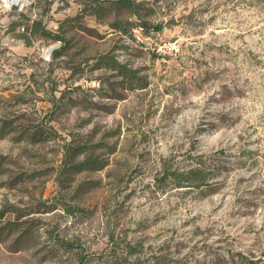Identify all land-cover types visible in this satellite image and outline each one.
Here are the masks:
<instances>
[{"label": "rangeland", "instance_id": "374dc122", "mask_svg": "<svg viewBox=\"0 0 264 264\" xmlns=\"http://www.w3.org/2000/svg\"><path fill=\"white\" fill-rule=\"evenodd\" d=\"M132 1L0 0V264H264V0Z\"/></svg>", "mask_w": 264, "mask_h": 264}, {"label": "trees", "instance_id": "16d2710c", "mask_svg": "<svg viewBox=\"0 0 264 264\" xmlns=\"http://www.w3.org/2000/svg\"><path fill=\"white\" fill-rule=\"evenodd\" d=\"M123 1L128 2L129 4H133L132 0H123ZM157 28H161V26L159 25ZM54 53L56 54V52ZM102 167L103 164L95 161L91 156L86 157L84 160L74 165V168L78 171L83 169H92V168L101 169ZM173 174L175 175V179L177 180L178 183L181 180L180 178H187L192 182H198V183L201 180H203L202 169L200 167L192 168L189 171L173 172Z\"/></svg>", "mask_w": 264, "mask_h": 264}]
</instances>
